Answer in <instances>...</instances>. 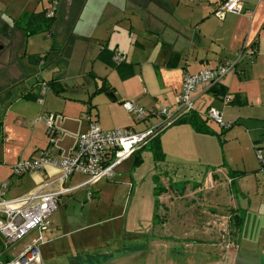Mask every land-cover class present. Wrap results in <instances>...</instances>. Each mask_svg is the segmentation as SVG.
<instances>
[{"label":"crops","instance_id":"obj_1","mask_svg":"<svg viewBox=\"0 0 264 264\" xmlns=\"http://www.w3.org/2000/svg\"><path fill=\"white\" fill-rule=\"evenodd\" d=\"M74 1L58 0L55 18L60 10L59 18L70 19L72 9L76 12L78 5ZM223 1L142 0L137 3L108 0L111 11L105 17L94 15L92 25H88L97 47L91 58L92 69L87 72L96 84L92 96L88 93L87 98L67 95L70 86L55 77L52 73L55 67L48 69V78L41 77L35 83L29 79L33 73L32 59L39 56L35 58L38 69L46 65L45 59L55 49L53 40L50 47H45L41 53L32 50L27 58L26 51L20 56L10 50L15 33L20 31L26 37L14 26L13 20L23 12H39L47 7L39 3L29 11L23 9L19 15L11 16L10 21H4L0 27V75L6 76L3 82L0 79V183H8L7 198L22 195L43 183H47L45 190H59L87 180L86 175L79 173L63 181L56 180L60 171L47 164L40 171L18 176L15 183L11 170L18 160L37 158L45 148L51 150L54 158L69 156L76 148L78 135L87 129V114L103 129L142 130L158 118L139 121L124 109L123 101H132L147 110L171 107L177 100L184 73L216 67L245 49L251 53V58L245 56L239 60L234 71L225 75L215 88L200 87L194 94L193 110L187 117H198L208 131L197 130L188 120L171 124L137 151L138 155L134 153L114 171L125 162L130 166L139 165L142 152L145 149L152 152V145L159 147L163 154L160 158L154 157L155 161H166L172 156L184 164L199 161L209 165L213 162L214 169H207L201 183L184 185L178 191L167 184L161 187L166 190L164 195L174 200L187 198V202L200 195L203 204L226 209L231 244L235 246L233 264H264V171L254 154V146L264 138V0H240L239 13H228L219 19L213 9ZM130 2L140 13L129 9L127 3ZM53 25L54 22L51 29ZM44 34L52 37L53 31L50 35ZM5 51L7 55L3 56ZM102 51L104 57L112 55L117 67L101 58ZM117 56L121 60L116 59ZM50 82H55L54 86ZM43 83L48 85L46 89ZM226 96L230 97L228 102H225ZM209 107L218 109L223 121L230 126L223 128L208 119ZM49 113L54 116L58 132L53 142L48 140L43 121ZM117 173L103 178L106 179L103 183L119 181ZM103 179L62 194L48 228L41 232L31 230L15 243L18 248H5L0 238V259L16 255L41 236L37 243L40 264H129L126 259L129 248L122 243V233L129 231L120 211L113 216L119 221L120 239L109 251L95 255L90 243L92 237H81L82 232L92 229L93 223L86 221L89 215L84 210L87 204H92V199L100 197L98 190ZM128 185L132 190L133 184ZM77 197L80 198L77 200ZM72 199L81 205L79 210L76 207L77 215L63 214L61 205L67 207ZM170 205L174 209L177 207ZM110 206H113L112 199ZM59 211V219L52 218ZM157 215L155 207L151 211L152 227L138 234L141 239H136L138 245L131 250L137 253L138 264H144L149 256L152 258L146 246H155L161 239L156 236L155 228L164 222L158 225ZM176 228L174 223L171 229L174 232ZM240 241L258 246L260 253L252 249L241 254Z\"/></svg>","mask_w":264,"mask_h":264},{"label":"rangeland","instance_id":"obj_2","mask_svg":"<svg viewBox=\"0 0 264 264\" xmlns=\"http://www.w3.org/2000/svg\"><path fill=\"white\" fill-rule=\"evenodd\" d=\"M130 1L142 2V0ZM107 2L108 0H75L74 3L78 4L77 9L74 12L73 8L71 14L74 21L71 17L70 19H67L68 17L59 18V10L53 28L48 32L49 34L53 31L52 37L46 36L44 33H35L26 38L20 31L15 33L10 50L12 53L18 52L20 56L26 51V58L31 53L30 51L35 50L41 53L45 47L51 46L52 40L54 41L55 49L45 59L46 65L38 69L35 58L39 56L32 59L33 73L29 75V79L33 83L36 80L40 81L41 77L48 78V69L55 67L52 72L55 77L57 76L59 80L70 86L67 95H82L87 98V94L91 93L90 96H92V90L95 89L96 83L87 72L92 69L91 58L97 43L92 37L88 25H92L94 15L105 17L111 11L112 8ZM131 2L127 3L129 9L140 13ZM38 4L45 7L50 5L46 0H0V27L4 25V21H10L11 16L19 15L23 9L29 11ZM148 8L150 9L152 6ZM73 30L74 33L71 34ZM6 55L7 52H3V56ZM5 77V74L1 73V82L5 81ZM57 133L54 136H57ZM47 136L50 141V136L48 134ZM152 153L145 149L142 152V162L139 165L131 164L132 166H130L128 162H125L116 169L115 173L123 174L117 173L119 181L105 184L103 182L106 179H103L98 190L100 197L92 199V204L89 203L85 207L84 212L86 211L89 215L86 221L93 224L92 229L81 233V237H92L90 242L92 253L98 255L103 251H109L117 244L120 239L119 230H117L119 221L114 220L113 216L120 211L125 217V224L129 231L122 233V243L129 248L126 259L129 264H138L137 253H132L131 250H135L138 245L136 239H141L138 234L146 230L148 226L152 227L151 211L156 207L158 215L155 222L158 225L164 222L160 227L156 226L155 228L157 232L155 235L161 238L160 241L158 240V244H161L146 246L152 258L149 256L144 264H216L218 262L219 264H233L235 246L231 244L232 235L228 226L227 210L210 207L205 202L203 204L200 195L190 202H187V198L174 200L173 197L165 196L166 190L161 188L171 184L173 189L178 191L184 185H198L206 175L207 169H214L213 162L209 165L199 161L184 164L182 160L172 156H168L166 161H155ZM13 176V181L16 183L19 178ZM126 181L133 184L132 190L129 183H125ZM7 191L8 189H6ZM79 198L77 197V200ZM111 199L113 206L109 207ZM73 202V199L70 200L67 207L61 205V212L68 213V216L77 215L76 207L79 210L81 205L78 201ZM170 204L176 205V209ZM72 205L75 206V209ZM59 216L60 211L52 218L59 219ZM109 217H112V220ZM174 223L177 224L175 233L171 229ZM17 245L13 244L12 247L18 248ZM252 249L256 253L261 251L258 246L242 244L240 241L241 254L249 250L252 251ZM99 258L100 256L97 259ZM139 263H141L140 260Z\"/></svg>","mask_w":264,"mask_h":264},{"label":"built area","instance_id":"obj_3","mask_svg":"<svg viewBox=\"0 0 264 264\" xmlns=\"http://www.w3.org/2000/svg\"><path fill=\"white\" fill-rule=\"evenodd\" d=\"M50 5L46 8L48 17L55 16L58 0H46ZM195 1V0H191ZM241 11L240 0H224L213 9V14L223 19L228 13H239ZM245 56L252 57L251 53L241 49L235 58L228 59L213 68H205L195 73H184L182 84L173 106L159 109H144L132 101H123L124 109L134 114L137 120L158 118L156 122H150L142 130L131 128L103 129L97 120L91 115H86L87 129L78 135L75 150L66 157L59 159L52 156L49 148L40 152L37 158L18 160L12 165V175L20 176L27 172L40 171L47 164L52 165L60 171L56 180L63 181L69 176L79 173L87 176L82 184L59 190H45L47 183L36 186L30 191L13 197H6L7 182L0 183V238L5 248H9L20 241L31 230L39 232L49 226L51 215L58 209L59 197L84 185L92 184L103 178H110L114 174L116 166L131 157L142 147L148 145L166 127L178 121L193 110L194 94L198 88H209L219 83L228 73L234 71L237 62ZM121 60V57H116ZM43 89L47 84L43 83ZM230 100L225 97V102ZM41 102L42 100L39 99ZM208 119L227 128L222 119L221 112L209 107L206 111ZM46 133L50 136V142L54 140L57 130L54 126L52 113L43 118ZM254 154L260 169L264 171V138L254 146ZM41 236L31 244L25 246L19 253L12 257L0 259V264H40V253L38 242Z\"/></svg>","mask_w":264,"mask_h":264},{"label":"trees","instance_id":"obj_4","mask_svg":"<svg viewBox=\"0 0 264 264\" xmlns=\"http://www.w3.org/2000/svg\"><path fill=\"white\" fill-rule=\"evenodd\" d=\"M54 19H55V16L48 17L46 15V9H43L39 12H23L22 14H20L17 18H15L13 20V24L16 28L21 29L24 32V35L26 37H28V36L35 34V33L50 32L52 24L54 22ZM99 55L108 64H110L112 66H116L115 62L112 60V55L108 54L106 57H104L103 51ZM50 83H51V86H54V84H55V82H50ZM213 88H215V86L211 87V89H213ZM187 115L183 116L182 118H180L175 123H179V122H183L185 120H188V122H190L197 130L208 131L204 122L200 121V119L198 117H194V118L193 117H187ZM142 148H144V147H142ZM141 149H139L138 152H140ZM151 150H152L154 157L156 159L160 158L163 155L160 152L159 147H157V146L155 147L152 145ZM138 152L136 153V155H138ZM138 157L139 156H137V158Z\"/></svg>","mask_w":264,"mask_h":264},{"label":"water","instance_id":"obj_5","mask_svg":"<svg viewBox=\"0 0 264 264\" xmlns=\"http://www.w3.org/2000/svg\"><path fill=\"white\" fill-rule=\"evenodd\" d=\"M0 48H1V46H0Z\"/></svg>","mask_w":264,"mask_h":264}]
</instances>
